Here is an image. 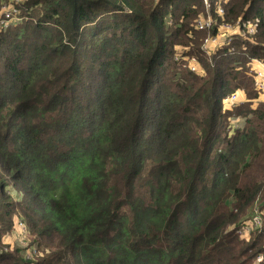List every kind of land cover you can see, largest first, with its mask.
<instances>
[{
    "label": "trees",
    "instance_id": "1",
    "mask_svg": "<svg viewBox=\"0 0 264 264\" xmlns=\"http://www.w3.org/2000/svg\"><path fill=\"white\" fill-rule=\"evenodd\" d=\"M210 2L24 0L0 27V264H264V0ZM209 12L243 31L210 55Z\"/></svg>",
    "mask_w": 264,
    "mask_h": 264
},
{
    "label": "built area",
    "instance_id": "2",
    "mask_svg": "<svg viewBox=\"0 0 264 264\" xmlns=\"http://www.w3.org/2000/svg\"><path fill=\"white\" fill-rule=\"evenodd\" d=\"M24 0H8V3H2L0 11V27L3 30H6L13 24L19 23L23 20L30 19V16L22 13V6ZM206 7L209 9L211 7L210 0H204ZM217 13L220 16H223L225 9L220 3L217 6ZM248 27L249 32H253L254 28L250 25L243 24ZM218 27V34L215 36H207L202 43V48L206 51L207 54H212L215 49H219L225 45L230 44L235 38L236 34L242 33L243 31L239 27L238 23H230L227 21H222L218 23V19H215L212 15L208 14L207 16H201L195 22V27L198 30H208L212 27ZM245 32V31H244ZM176 59L178 57L176 56ZM259 70L256 74V84L258 89L263 93L264 92V63L258 61ZM189 68L193 72L200 71V63L197 59H192L189 64ZM264 95V93H263ZM231 106H234L236 103L241 104L242 102L239 99L238 93H233L229 95L225 100ZM263 211L256 209L255 217L252 219L251 225L242 227L238 232L240 234H248L251 229H259L263 224ZM245 235V234H244Z\"/></svg>",
    "mask_w": 264,
    "mask_h": 264
},
{
    "label": "rangeland",
    "instance_id": "3",
    "mask_svg": "<svg viewBox=\"0 0 264 264\" xmlns=\"http://www.w3.org/2000/svg\"><path fill=\"white\" fill-rule=\"evenodd\" d=\"M8 3V0H0V3ZM0 10H1V6H0ZM210 15H212L210 12L208 13ZM213 16V15H212ZM224 16V15H223ZM20 23V22H19ZM17 24V23H16ZM15 25V24H13ZM244 105L243 103L240 104V106ZM234 129L232 130V132L237 131V129H239V124L237 125V123H235ZM235 133V132H234ZM234 133H231V135H233ZM21 227V226H20ZM18 227V229L16 230L15 234L11 237H8L6 239V242L10 243V245H12L13 247L15 245H24L27 246L28 243L24 242L23 237L22 236V228ZM23 227V226H22ZM262 258V257H261ZM261 258H258V260H260Z\"/></svg>",
    "mask_w": 264,
    "mask_h": 264
},
{
    "label": "clouds",
    "instance_id": "4",
    "mask_svg": "<svg viewBox=\"0 0 264 264\" xmlns=\"http://www.w3.org/2000/svg\"><path fill=\"white\" fill-rule=\"evenodd\" d=\"M221 3V2H220ZM219 3V4H220ZM222 4V3H221ZM223 5V4H222ZM224 7V6H223ZM225 14V13H224ZM219 15V14H218ZM220 16V15H219ZM220 17H222V16H220ZM215 18V17H214ZM215 19H218V23H220V22H222L223 20H221V21H219V18H215ZM201 71H199V72H194V73H200ZM258 209V208H257Z\"/></svg>",
    "mask_w": 264,
    "mask_h": 264
}]
</instances>
